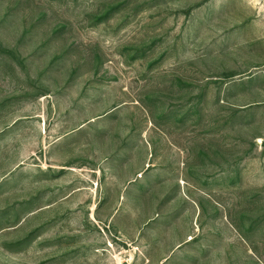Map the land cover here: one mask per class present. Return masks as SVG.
Segmentation results:
<instances>
[{
  "label": "rangeland",
  "instance_id": "obj_1",
  "mask_svg": "<svg viewBox=\"0 0 264 264\" xmlns=\"http://www.w3.org/2000/svg\"><path fill=\"white\" fill-rule=\"evenodd\" d=\"M0 264H264V0H0Z\"/></svg>",
  "mask_w": 264,
  "mask_h": 264
}]
</instances>
